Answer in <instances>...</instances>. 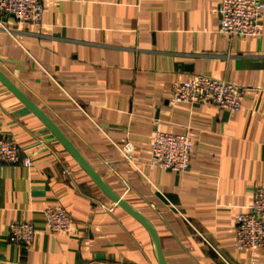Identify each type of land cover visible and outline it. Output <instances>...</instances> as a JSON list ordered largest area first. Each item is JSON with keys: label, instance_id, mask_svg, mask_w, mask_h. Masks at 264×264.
I'll return each mask as SVG.
<instances>
[{"label": "crops", "instance_id": "1", "mask_svg": "<svg viewBox=\"0 0 264 264\" xmlns=\"http://www.w3.org/2000/svg\"><path fill=\"white\" fill-rule=\"evenodd\" d=\"M219 3L44 0L29 30L0 16V73L150 223L165 264H264V249H238L235 235L264 187V16L259 35L230 36ZM193 75L245 88L240 110L170 101L172 83ZM156 131L191 139L188 171L149 166ZM1 137L30 165L0 163V264H160L146 227L0 81ZM126 142L134 164L118 150ZM51 205L71 232L47 230ZM19 221L35 228L26 245L8 240Z\"/></svg>", "mask_w": 264, "mask_h": 264}, {"label": "built area", "instance_id": "2", "mask_svg": "<svg viewBox=\"0 0 264 264\" xmlns=\"http://www.w3.org/2000/svg\"><path fill=\"white\" fill-rule=\"evenodd\" d=\"M44 0H0V16L12 17L19 26L29 30L41 22ZM264 3L260 0H220L218 30L230 36H257L261 32ZM3 29H5L3 27ZM245 88L235 84L193 75L175 81L170 89V101L211 104L230 111L242 106ZM122 157L131 164L134 146L130 142L118 147ZM23 150L8 137L0 138V163L30 165L28 157H21ZM192 142L186 134L156 131L153 134L149 166L170 171L185 172L190 167ZM44 224L50 232L69 233L72 219L58 205L42 211ZM35 235L31 222L19 221L9 225V242L15 245L30 243ZM238 249H264V187L255 188L252 203L247 212L240 213L235 227Z\"/></svg>", "mask_w": 264, "mask_h": 264}, {"label": "water", "instance_id": "3", "mask_svg": "<svg viewBox=\"0 0 264 264\" xmlns=\"http://www.w3.org/2000/svg\"><path fill=\"white\" fill-rule=\"evenodd\" d=\"M0 81L3 82L10 90H12L31 110H33L42 120L43 122L52 130V132L61 140L63 145L73 154V156L76 157V159L79 161L81 166L85 168V170L94 178V180L101 186V188L115 201H117L120 206H122L127 212H129L131 215H133L138 221H140L148 230L150 233L153 243L155 245V249L158 255L159 263L160 264H165L164 260L162 259L160 252H159V247H158V242H157V237L155 234V231L153 230L152 226L150 223L143 217L141 216L137 211H135L133 208H131L129 205L125 204L120 198H118L115 194L111 193L99 180V178L92 172V170L81 160V158L75 154L73 151V148L71 145L67 142V140L63 137V135L57 130L55 125L49 120L48 117H46L32 102H30L25 96H23L15 86H13L7 78L3 76V74L0 73Z\"/></svg>", "mask_w": 264, "mask_h": 264}]
</instances>
